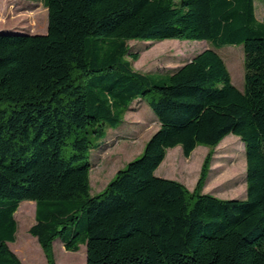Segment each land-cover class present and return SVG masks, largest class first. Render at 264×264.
Returning <instances> with one entry per match:
<instances>
[{
  "label": "trees",
  "instance_id": "obj_1",
  "mask_svg": "<svg viewBox=\"0 0 264 264\" xmlns=\"http://www.w3.org/2000/svg\"><path fill=\"white\" fill-rule=\"evenodd\" d=\"M43 5L45 33L0 32V264H22L8 242L24 200L47 264L57 238L70 251L85 244L86 264H264V17L254 0ZM166 38L242 45L243 89L212 48L168 72L133 69L129 40ZM138 97L159 126L92 195V139ZM228 134L244 147V198L201 192L209 153L192 191L155 175L168 149L188 158Z\"/></svg>",
  "mask_w": 264,
  "mask_h": 264
},
{
  "label": "rangeland",
  "instance_id": "obj_2",
  "mask_svg": "<svg viewBox=\"0 0 264 264\" xmlns=\"http://www.w3.org/2000/svg\"><path fill=\"white\" fill-rule=\"evenodd\" d=\"M255 14L264 17V0H254ZM0 29L43 34L47 29V9L43 0H0ZM6 31V30H5ZM3 31V32H5ZM129 49L137 51V60L129 58L134 70L142 73L168 72L189 61L198 52L212 48L223 59L232 84L244 86V50L242 45L226 44L214 47L207 40L166 38L163 40H129ZM140 100V101H137ZM122 115L120 126L106 127L105 132L93 138L89 150L90 193H99L115 172L139 156L150 135L159 123L145 100L138 97ZM209 153L206 177L201 192L218 198H244L246 191V160L242 141L234 134L225 136L216 146L197 145L187 158L181 147L167 150L155 170L159 177L181 182L189 191L195 187L205 155ZM16 238L8 242L10 250L22 264H47L44 252L36 238L28 231L34 223V202L24 200L14 213ZM56 264H86L85 244L76 251L66 250L57 238L52 245Z\"/></svg>",
  "mask_w": 264,
  "mask_h": 264
},
{
  "label": "crops",
  "instance_id": "obj_3",
  "mask_svg": "<svg viewBox=\"0 0 264 264\" xmlns=\"http://www.w3.org/2000/svg\"><path fill=\"white\" fill-rule=\"evenodd\" d=\"M0 30H2V31H5V32H14V31H10L9 29H0ZM17 32H20V31H17ZM27 33V32H26ZM131 108V107H130ZM243 145V144H242ZM85 254H86V250H85Z\"/></svg>",
  "mask_w": 264,
  "mask_h": 264
},
{
  "label": "water",
  "instance_id": "obj_4",
  "mask_svg": "<svg viewBox=\"0 0 264 264\" xmlns=\"http://www.w3.org/2000/svg\"><path fill=\"white\" fill-rule=\"evenodd\" d=\"M0 32H3L2 30H0Z\"/></svg>",
  "mask_w": 264,
  "mask_h": 264
}]
</instances>
